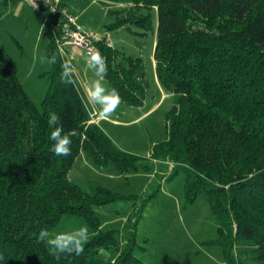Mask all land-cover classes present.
<instances>
[{
  "label": "trees",
  "instance_id": "1",
  "mask_svg": "<svg viewBox=\"0 0 264 264\" xmlns=\"http://www.w3.org/2000/svg\"><path fill=\"white\" fill-rule=\"evenodd\" d=\"M154 10L156 73L174 104L166 115L167 136L153 145L150 158L171 161L174 175L185 173L186 203L205 196L219 220L223 264H244L232 252L239 240L253 244L247 264H264V0H132L131 7L109 13L117 16L115 26L133 24L147 35ZM51 32L47 56L59 49ZM93 38L121 104H142L143 61L119 56L105 36ZM60 72L58 61L39 106L0 45V264H148L133 240L120 247L115 230L102 227L97 208L117 193L102 186L84 190L70 179L81 153L121 173L135 169L140 157L90 122L82 92L62 83ZM52 112L65 132L74 130L68 156L51 151ZM65 217L85 219L93 235L81 255L56 259L38 235L41 229L53 234ZM113 248L114 256H102Z\"/></svg>",
  "mask_w": 264,
  "mask_h": 264
},
{
  "label": "rangeland",
  "instance_id": "2",
  "mask_svg": "<svg viewBox=\"0 0 264 264\" xmlns=\"http://www.w3.org/2000/svg\"><path fill=\"white\" fill-rule=\"evenodd\" d=\"M63 2L87 33L105 36L119 56L131 55L143 61L147 88L142 104H120L111 116L99 114L84 98L91 116L116 145L140 157L137 167L121 173L114 164L100 166L82 153L70 170V179L84 190L102 186L117 193L115 200L97 208L102 227L115 230L120 247L133 240L135 252L148 264H223L226 258L218 243L219 220L205 196L186 203L185 173L174 175L168 161L150 158L153 145L167 136L166 115L174 104L173 93L156 73L157 11L152 12L154 29L145 35L133 24L115 26L117 16L109 13L131 7L132 0ZM50 22L57 25V17L48 8L39 10L26 0H0V45L17 65L25 90L39 106L47 94L52 68V64L42 62L52 33ZM68 49L71 54H64L79 70L74 77L76 86L89 85L97 77L87 64V51L76 45ZM103 83L110 88L105 77ZM82 225L88 227L89 240L93 231L85 219L77 217L63 218L53 235ZM252 248L251 242L239 240L232 252L247 264L253 262ZM116 252L114 248L103 250L102 256L110 258Z\"/></svg>",
  "mask_w": 264,
  "mask_h": 264
},
{
  "label": "clouds",
  "instance_id": "3",
  "mask_svg": "<svg viewBox=\"0 0 264 264\" xmlns=\"http://www.w3.org/2000/svg\"><path fill=\"white\" fill-rule=\"evenodd\" d=\"M44 26L42 25V32ZM60 62V79L73 88L76 86L75 72L76 69L70 59H64L62 51L58 49L57 53L42 58V62L56 64ZM87 64L94 71L97 77L88 85L85 93L86 101L98 108V113L105 116H111L118 106L122 103V98L115 88H108L104 85L103 80L107 75V61L101 52L96 48H89L87 53ZM47 125L52 129L50 140L53 141L51 151L57 156H68L71 154V132H65L60 117L57 113L49 114ZM88 227L82 225L72 232H60L51 234L47 229H41L38 239L46 242L53 250L56 259L61 255L79 256L84 252L85 245L88 242ZM4 258L0 256V261Z\"/></svg>",
  "mask_w": 264,
  "mask_h": 264
},
{
  "label": "built area",
  "instance_id": "4",
  "mask_svg": "<svg viewBox=\"0 0 264 264\" xmlns=\"http://www.w3.org/2000/svg\"><path fill=\"white\" fill-rule=\"evenodd\" d=\"M30 5L38 9L42 4L49 6L56 16H59L57 25L51 24V29L55 36L56 44L63 52L65 46L76 45L83 47L87 53L89 48H96L94 38L87 33L77 22V16L69 13L68 9L62 5V0H26ZM92 119V116H91ZM90 122H95L91 120Z\"/></svg>",
  "mask_w": 264,
  "mask_h": 264
},
{
  "label": "crops",
  "instance_id": "5",
  "mask_svg": "<svg viewBox=\"0 0 264 264\" xmlns=\"http://www.w3.org/2000/svg\"><path fill=\"white\" fill-rule=\"evenodd\" d=\"M62 2H63V0H62ZM64 3V2H63ZM83 27V26H82ZM84 28V27H83ZM96 38H98V37H96ZM71 45H67V46H65V48H64V51H63V56H64V59H67V57H66V55L64 54V53H67L68 55L69 54H71V52H69V49H68V47H70ZM67 51V52H66ZM69 52V53H68ZM72 56V55H71ZM75 67V69H76V72L77 73H79V70H78V68L76 67V66H74ZM75 72V73H76ZM84 87H82V86H80L79 87V89H80V91L82 92V95H83V97H84V95H85V93H86V89H87V87H88V85L86 86V85H83ZM85 98V97H84ZM90 114L92 115V113L90 112ZM92 119L93 120H95V123H97L98 124V120L95 118L94 119V117L92 116ZM82 154V153H81ZM155 161H159V160H155ZM162 161V160H161ZM169 162V164L171 165V168H173V163L171 162V161H168Z\"/></svg>",
  "mask_w": 264,
  "mask_h": 264
}]
</instances>
